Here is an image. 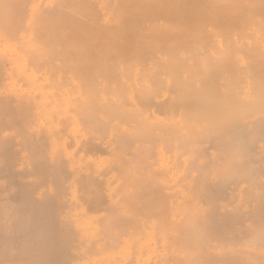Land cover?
Masks as SVG:
<instances>
[{
	"label": "bare ground",
	"instance_id": "1",
	"mask_svg": "<svg viewBox=\"0 0 264 264\" xmlns=\"http://www.w3.org/2000/svg\"><path fill=\"white\" fill-rule=\"evenodd\" d=\"M0 264H264V0H0Z\"/></svg>",
	"mask_w": 264,
	"mask_h": 264
}]
</instances>
